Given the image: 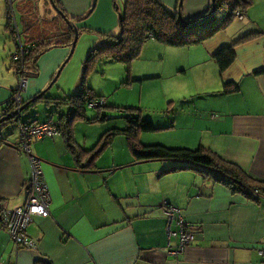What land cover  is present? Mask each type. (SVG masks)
Listing matches in <instances>:
<instances>
[{
    "label": "crops",
    "instance_id": "obj_1",
    "mask_svg": "<svg viewBox=\"0 0 264 264\" xmlns=\"http://www.w3.org/2000/svg\"><path fill=\"white\" fill-rule=\"evenodd\" d=\"M56 1L76 29L107 34L119 28L121 8L116 0H95L92 12L81 22L75 19L89 11L93 0ZM158 1L170 11L179 6L182 17L192 21L203 18L211 9V0ZM251 1L241 18L235 17L224 30L200 43L181 47L189 51L182 53L179 71L185 75L187 70L195 69L196 80L191 85L178 84L185 89L178 118L184 133L179 142L187 148L201 146L264 181V74L254 73L264 69V0ZM16 2L13 11L23 32L31 26L35 33L31 30L30 34L38 36L42 30L35 22L36 15L47 23L57 16L47 0L42 3V15L35 3ZM85 32L78 36L86 35ZM255 32L258 34L235 45L234 61L219 73L212 55L239 37ZM83 42L91 50L103 41L87 36ZM58 48L63 54L54 62L36 63L21 101L45 91L61 65L51 84L56 81L70 57V47ZM15 78L17 85L14 81H0V117L17 90ZM74 80L65 76L57 91L46 94L54 102L42 101L21 113L19 122L42 123L67 116L70 106L58 103L78 91ZM223 82H234L239 90L222 94ZM193 96L199 103L193 102ZM74 123L75 146L88 150V141L76 136ZM8 125L14 129L6 132ZM0 141L3 214L24 204L30 165L20 148L17 122L1 127ZM119 144L116 149L113 141L94 165L88 160L86 163L84 154L76 158L61 134L29 144L30 154L41 161L50 196V215L34 217L28 225L26 232L33 242L30 248L16 247L0 222V264H264V255H258L260 240L264 239V196L245 197L195 169L164 173L183 164L163 160L134 162L127 141ZM166 205L181 212L193 233L191 243L176 255L167 251Z\"/></svg>",
    "mask_w": 264,
    "mask_h": 264
},
{
    "label": "trees",
    "instance_id": "obj_2",
    "mask_svg": "<svg viewBox=\"0 0 264 264\" xmlns=\"http://www.w3.org/2000/svg\"><path fill=\"white\" fill-rule=\"evenodd\" d=\"M50 3L57 13L56 18L48 23L53 29L50 31L48 29H41L42 33L37 36L32 35L35 33V30H32L33 27L27 26L24 32V43L19 41L14 35L13 18L9 13V8H7V21L5 26L11 32L12 38H15L14 41L18 48L16 54H18L20 45L27 51L20 57L18 54L12 63L14 74L17 78L21 73L25 76L35 73L37 59L42 53L53 47H70L74 40L73 22L67 17L65 11L56 0H50ZM251 4V0H215L214 4L211 3V9L214 6L212 13L210 9L203 18L192 21L182 17L179 6L177 10L170 11L158 0H124L122 8L118 12V34L108 35L106 37L107 43L90 50L85 59L78 91L73 95L65 97L61 103H58L59 105H69L71 109L67 116H62L56 122L59 125L60 134L64 137L67 146L75 157L79 158L84 154L87 156L86 163L89 162L94 165L95 159L111 145L113 136L124 134L134 162L152 160L178 162L183 165L166 170L164 173L181 168L195 169L203 174L211 175L219 183L234 192L243 194L245 197L253 198V195L251 196L250 194V191L253 190H257L261 196H264V181L254 178L236 164L219 158L215 153L205 150L201 146L195 149H188L141 144L138 140L139 134L141 132L153 131L154 127L149 121H144L139 117H135L133 114H130L127 118L128 125L126 128L107 130L100 136L95 146L90 150L79 149L75 146L72 138V125L75 121L83 120L93 123L107 119L106 117H100V115L96 118L88 119L85 114V108H87L86 105L89 101L101 99L84 84L87 68L95 56L101 54L108 55L113 61L124 62L129 66L130 62L139 56L142 45L148 40H153L171 47H183L200 43L217 32L224 30L236 17L237 12H245ZM93 8L91 7L84 16L77 17L75 22L83 21L85 16L92 12ZM58 12H61L69 20V24L66 23L65 19ZM209 13H211L210 16L205 18ZM31 30L33 32L32 34H30ZM76 31L79 35L80 32H85L87 29L81 28L76 29ZM49 33L50 35H47ZM257 34L255 32L241 36L231 45L220 48L212 55V59L216 63L219 73L224 72L234 61L235 45ZM254 73L264 74V69L255 71ZM238 90L239 87L236 83L223 82L221 93L230 94ZM42 101L47 104L54 102L50 97H46L45 91H43L26 102L21 101L19 114L30 108H34L36 103H42ZM6 107H8L6 114L16 111V107L11 101L6 103ZM105 107L104 102L95 109L100 114L101 109ZM130 110L133 109L128 108V111ZM17 121H19V117H14L13 122ZM7 123L9 121L5 122V124ZM0 222L2 226L3 219L1 212Z\"/></svg>",
    "mask_w": 264,
    "mask_h": 264
},
{
    "label": "rangeland",
    "instance_id": "obj_3",
    "mask_svg": "<svg viewBox=\"0 0 264 264\" xmlns=\"http://www.w3.org/2000/svg\"><path fill=\"white\" fill-rule=\"evenodd\" d=\"M29 1L32 4L35 3V7L39 6L38 13L42 15L44 0ZM123 1L116 0L115 2L122 8ZM47 2L51 6L50 1L47 0ZM16 5V0H0V81H14L17 85L12 63L16 59L14 54H16L18 48L14 41L15 38H12L11 32L5 26L7 8L12 7V10L9 8V13H14L12 17V22L16 25L14 35L24 43L25 37L19 17L15 13V9L13 11ZM55 12L53 10V13ZM36 17L35 22L37 21V25L41 29H53L44 18L40 19L38 15ZM118 32L119 28L117 27L116 30L107 34L87 31L85 32L86 35L78 36L73 52L62 68L60 75L51 84L61 65L48 83L45 96L57 91L59 83L65 76L70 77L72 80L75 79L76 81L73 82L79 86L85 59L90 52L85 46L87 44L83 42L84 38L90 36L102 40V43L105 44L108 35H117ZM102 43L96 47H101ZM185 51H189L188 48L171 47L148 40L142 45L139 56L132 60L129 66L124 62L113 61L108 55L101 54L92 59L86 71L84 84L105 102L106 107L101 109L100 114L95 108H85V114L88 119L96 118L98 115L107 119L93 123L79 120L80 122L74 123L76 136L80 140L88 141V150L107 130L126 128L128 125L127 118L130 114L144 121H149L154 127L153 131L139 134L138 140L141 144L187 148L181 146L184 142H179V139L183 136L182 133H184L183 123L178 118L179 113H181L180 109L184 105L181 96L185 93V89L179 88L178 84H194L196 75L193 74L195 69L187 70L185 75L179 71L182 69L180 64L183 63L182 53H185ZM61 52L63 54L61 48L58 47L48 49L38 57L37 62H54L56 58L60 57ZM68 54L64 57L62 63ZM43 60L44 62H42ZM184 63H187L186 60H184ZM73 82L71 81V83ZM190 101L192 100H188V105L192 104ZM193 102L199 103L197 97L193 96ZM37 104L41 105L42 103ZM128 108L133 110L128 111ZM12 129L14 128L8 125L5 131L8 132ZM113 141V146L117 149L120 145L119 142L126 141V137L124 134H117L113 136ZM188 149H194V147Z\"/></svg>",
    "mask_w": 264,
    "mask_h": 264
},
{
    "label": "built area",
    "instance_id": "obj_4",
    "mask_svg": "<svg viewBox=\"0 0 264 264\" xmlns=\"http://www.w3.org/2000/svg\"><path fill=\"white\" fill-rule=\"evenodd\" d=\"M242 14L237 12L236 17L241 18ZM16 30V26L14 25ZM22 44V43H21ZM28 50V49H27ZM22 45L19 46V57L26 53ZM18 54H14L17 58ZM28 81V76L22 73L18 76L17 90L11 96L9 101L13 102L16 111H19L21 103V93L25 90ZM104 103L103 100L89 101L87 108H96ZM8 111L5 108L4 113ZM14 120V119H13ZM12 120V121H13ZM56 121L47 120L42 123L27 122L22 123L17 121V127L20 136V148L27 155L30 165V180L27 198L24 204L11 211H5L2 214V227L14 242L16 247H33V242L27 235L26 229L34 217H48L50 196L44 175L41 168V161L30 154L29 144L34 140H39L44 137L52 138L59 135V127ZM250 194L256 197H261L257 190L250 191ZM165 215L167 218V251L171 255H176L184 249L193 240V233L186 224L181 212L173 206H165ZM173 227V228H172ZM171 239H174L173 241ZM262 248L258 250V255H264V239L260 240Z\"/></svg>",
    "mask_w": 264,
    "mask_h": 264
},
{
    "label": "water",
    "instance_id": "obj_5",
    "mask_svg": "<svg viewBox=\"0 0 264 264\" xmlns=\"http://www.w3.org/2000/svg\"><path fill=\"white\" fill-rule=\"evenodd\" d=\"M50 1V0H49ZM214 2H215V0H211V3L212 4H214ZM179 4H181V2H179ZM94 5H95V0H93V3H92V8L94 7ZM213 8H214V6H212V9H211V13H212V11H213ZM178 12H179V9H178ZM64 19H65V21H66V23L67 24H69V20H67L64 16H63V14L61 13V12H58ZM211 13H209L205 18H208L209 16H210V14ZM74 34H75V37H74V40H73V42H72V44H71V46H70V54L72 53V51H73V49H74V46H75V43H76V41H77V38H78V34H77V31H76V28L74 27ZM69 54V55H70ZM59 73V71L57 72V74ZM57 76V75H56ZM56 76H55V78H56ZM54 78V79H55ZM53 79V80H54ZM52 80V81H53ZM19 112H20V109H19V111H14L13 113H8V114H4L1 118H0V129H1V127L3 126V125H5V122H7V121H9V120H11V119H14V117H19Z\"/></svg>",
    "mask_w": 264,
    "mask_h": 264
},
{
    "label": "flooded vegetation",
    "instance_id": "obj_6",
    "mask_svg": "<svg viewBox=\"0 0 264 264\" xmlns=\"http://www.w3.org/2000/svg\"><path fill=\"white\" fill-rule=\"evenodd\" d=\"M13 119L9 120V122H12Z\"/></svg>",
    "mask_w": 264,
    "mask_h": 264
}]
</instances>
